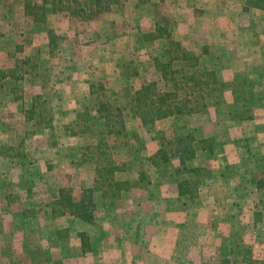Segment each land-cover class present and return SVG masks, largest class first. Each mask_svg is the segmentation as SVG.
<instances>
[{
	"label": "rangeland",
	"instance_id": "1",
	"mask_svg": "<svg viewBox=\"0 0 264 264\" xmlns=\"http://www.w3.org/2000/svg\"><path fill=\"white\" fill-rule=\"evenodd\" d=\"M247 2L111 0L83 20L0 0V264H264V10ZM158 62L220 83L165 80ZM151 82L201 112L144 125L133 98ZM109 162L127 185L104 196ZM61 186H95L93 224L53 214Z\"/></svg>",
	"mask_w": 264,
	"mask_h": 264
},
{
	"label": "trees",
	"instance_id": "2",
	"mask_svg": "<svg viewBox=\"0 0 264 264\" xmlns=\"http://www.w3.org/2000/svg\"><path fill=\"white\" fill-rule=\"evenodd\" d=\"M51 1H53L54 3L53 12L63 11L65 8L70 9L73 4L72 8H74V10H72V13L78 15L83 20H90L93 17L99 15L104 9H108L107 6L109 5V1L111 0H83V2H81L80 0H57L58 3H56V0ZM65 1L68 2H66L67 7H65ZM247 3L250 5L249 7L264 10V0H248ZM172 45L177 46L179 49H181V45L177 42H173ZM171 53V49H167V55L170 56ZM183 57L186 59L188 58L187 56ZM194 61L195 62L190 64L188 67L191 69H198L200 67V61L199 59H194ZM172 65L173 64L171 62H158V69L161 72L163 79L181 81L184 78H187V81L185 80V86H187L192 81L195 83L196 86L200 87L201 85H203L209 87V82H203L200 78H208L210 75H213L214 83H220L218 77L216 76V73H210L209 71L194 74L186 72L182 76L183 79L175 78L173 75L176 72H173L171 70ZM182 69L185 70L186 68ZM178 72H180V70L177 71V73ZM196 75L201 76L197 78ZM190 99H192V97H190ZM133 102L136 114L140 117L142 123L148 126H155L157 121L162 120L164 118L175 116H190L195 114L197 111L201 112L199 110H196V108H189L191 107V103H193L192 100L187 101V99L185 100L179 97L178 85H175L173 91L161 92L156 82L145 84L135 92ZM99 113L106 120V125L109 129V133H114L117 136L122 135L124 133V126H122V129L119 131L113 130L114 128H112V124L114 116L112 114V111H109L105 105L100 109ZM121 117L122 116H120V118ZM183 140V138L179 139V144H184ZM159 155H162L163 159L162 161H160L161 164L159 161L154 160L153 158L150 159V162L155 167H158L162 164L166 165L170 163L171 157L169 155L164 154L162 150L159 151L158 156ZM176 155L180 158L181 167H184L185 169L188 160H192L193 158H195L197 153L193 147L189 146L184 148L180 147L176 152L175 156ZM180 170L181 168H178L176 172H179ZM120 171H122V169L112 162H109L104 166L103 170H100V174L102 172L104 173L102 175L103 181H105L104 187L106 188L104 196H110L113 188L118 190V192H121L124 189V186L127 185V182L118 181L116 179V174ZM195 172H199V170L197 169ZM73 192L74 190L70 186H61L58 189V195L55 198L56 201L52 210L53 214H60L61 216L69 214L70 216H73L85 223L93 224L96 220L95 213L96 211H98V207L95 202V186L92 188L85 187L80 198H78L77 196L74 197L72 194ZM179 193L182 196H189L191 198H193L194 196L193 188L191 187V185H189L187 181L181 182L179 184ZM77 235L78 238L81 240V245L85 252L90 251L91 248L89 235L85 232H77Z\"/></svg>",
	"mask_w": 264,
	"mask_h": 264
},
{
	"label": "crops",
	"instance_id": "3",
	"mask_svg": "<svg viewBox=\"0 0 264 264\" xmlns=\"http://www.w3.org/2000/svg\"><path fill=\"white\" fill-rule=\"evenodd\" d=\"M158 168V167H157ZM85 223V222H84ZM87 224H89V223H87ZM89 235V234H88ZM89 237H91L90 235H89ZM81 251H83L84 253H89V252H91V249H90V251H86L85 252V250L81 247ZM82 255V254H81ZM86 255V254H85Z\"/></svg>",
	"mask_w": 264,
	"mask_h": 264
}]
</instances>
